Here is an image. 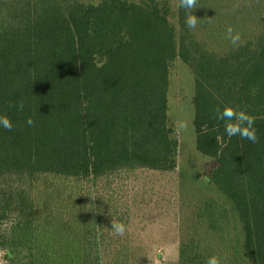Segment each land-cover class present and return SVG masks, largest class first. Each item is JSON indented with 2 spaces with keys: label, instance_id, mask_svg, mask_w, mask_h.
<instances>
[{
  "label": "trees",
  "instance_id": "1",
  "mask_svg": "<svg viewBox=\"0 0 264 264\" xmlns=\"http://www.w3.org/2000/svg\"><path fill=\"white\" fill-rule=\"evenodd\" d=\"M96 1L0 0V115L13 124L0 127V247L12 240L38 248L34 232L62 222L53 207H63L62 194L78 192L67 193L56 179L96 186L137 169H175L167 92L170 65L180 56L194 72L196 150L217 164L207 179L237 213L243 259L264 264V113L257 96L264 10L252 3V13L242 2L226 24L241 38L250 36L239 46L227 44L220 56L218 92L195 64L207 55L199 48L204 44L178 46L165 2ZM232 1L196 0L189 11L198 24L213 15L222 22L211 6ZM177 2L178 24L187 30L186 10ZM250 21L261 27L257 35ZM225 105L254 117L256 142L225 134L216 119ZM94 219L100 222L99 215ZM186 247L180 246L178 264H206L194 263L199 256ZM74 252L67 264L79 263ZM134 254L117 247L105 256L110 264H128ZM45 256L43 264L51 257L64 264L63 252Z\"/></svg>",
  "mask_w": 264,
  "mask_h": 264
},
{
  "label": "rangeland",
  "instance_id": "2",
  "mask_svg": "<svg viewBox=\"0 0 264 264\" xmlns=\"http://www.w3.org/2000/svg\"><path fill=\"white\" fill-rule=\"evenodd\" d=\"M158 1L168 7V20L175 28L178 46L182 40L204 44L199 48L206 49L207 55L195 60L197 70L203 78H210L214 89L221 92L224 67L220 56L230 43L226 24L235 21L233 12L242 2L252 12V3L257 11L264 10V0H235L224 6L212 5V11L218 12L216 15L222 22H215L217 17L213 15L208 24L197 23L194 29L187 30L178 24L177 0ZM255 18L258 19V15ZM255 23L249 22L257 35L261 27ZM249 36L242 37V43ZM261 43L257 96L261 113H264V34ZM193 95L194 72L180 56L176 57L170 65L167 92L168 124L177 142L173 171L137 169L125 177L100 180L96 186L90 181L70 184L56 179L54 182L66 188L67 193L78 192L69 197L62 194L63 207H53V214L62 222L41 226L34 232L38 248L28 243L18 246L8 240L4 248L0 247V264H43L45 255L61 256L62 252L67 264L66 257L72 250L77 251L74 254H77L78 264H110L105 254L117 247L135 251L134 259L128 264H178L182 244L199 256L194 263L204 259L206 263L209 257L216 256L219 264H251L242 257L243 236L232 203L207 179L217 164L196 150ZM179 121H184L187 127L177 130ZM70 185L73 187L69 188ZM98 215L100 222L94 219ZM113 222L125 225L123 235L114 233ZM8 226L4 229L8 230ZM52 260L53 257L46 264L54 263Z\"/></svg>",
  "mask_w": 264,
  "mask_h": 264
},
{
  "label": "clouds",
  "instance_id": "3",
  "mask_svg": "<svg viewBox=\"0 0 264 264\" xmlns=\"http://www.w3.org/2000/svg\"><path fill=\"white\" fill-rule=\"evenodd\" d=\"M196 0H179V7L186 10L185 24L189 29H194L197 25L198 18L189 10L194 9ZM227 39L233 46H239L241 35L238 31L234 32L232 26L226 28ZM22 107V104L19 105ZM216 119L223 122L224 132L228 137L239 136L242 139H247L251 142H256L257 135L254 127V117L246 110L237 109L230 105L218 107L216 109ZM27 124L31 126L33 120L29 118ZM0 127L11 130L12 122L6 115H0ZM187 127L184 121L177 122V130ZM113 231L117 235H123L125 232V225L119 222H113L111 225ZM206 264H219L216 256L209 257Z\"/></svg>",
  "mask_w": 264,
  "mask_h": 264
}]
</instances>
